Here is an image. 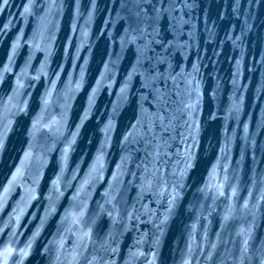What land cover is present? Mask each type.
<instances>
[{
  "label": "water",
  "instance_id": "obj_1",
  "mask_svg": "<svg viewBox=\"0 0 264 264\" xmlns=\"http://www.w3.org/2000/svg\"><path fill=\"white\" fill-rule=\"evenodd\" d=\"M0 264H264V0H0Z\"/></svg>",
  "mask_w": 264,
  "mask_h": 264
},
{
  "label": "snow or ice",
  "instance_id": "obj_2",
  "mask_svg": "<svg viewBox=\"0 0 264 264\" xmlns=\"http://www.w3.org/2000/svg\"><path fill=\"white\" fill-rule=\"evenodd\" d=\"M4 2L6 3V2H7V0H4Z\"/></svg>",
  "mask_w": 264,
  "mask_h": 264
}]
</instances>
